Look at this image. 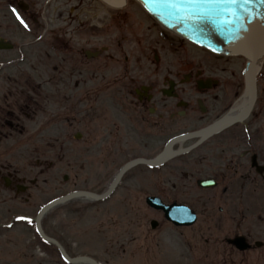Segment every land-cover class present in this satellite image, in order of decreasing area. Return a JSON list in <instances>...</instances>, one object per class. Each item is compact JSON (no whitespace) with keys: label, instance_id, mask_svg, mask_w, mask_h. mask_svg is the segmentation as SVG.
I'll return each mask as SVG.
<instances>
[{"label":"flooded vegetation","instance_id":"obj_1","mask_svg":"<svg viewBox=\"0 0 264 264\" xmlns=\"http://www.w3.org/2000/svg\"><path fill=\"white\" fill-rule=\"evenodd\" d=\"M124 9L0 0V264L114 259L118 244L125 254L148 239L152 222L176 228L149 198L197 217L200 207L208 223L235 228L226 243L243 236L249 252L262 244L241 229L262 219L264 60L251 104L244 58L148 35L135 26L151 18L136 22ZM70 153L75 177L91 186L70 189ZM159 158L127 171L102 200L50 208L40 221L48 239L37 232L46 206L76 191L103 196L128 164Z\"/></svg>","mask_w":264,"mask_h":264},{"label":"rangeland","instance_id":"obj_2","mask_svg":"<svg viewBox=\"0 0 264 264\" xmlns=\"http://www.w3.org/2000/svg\"><path fill=\"white\" fill-rule=\"evenodd\" d=\"M142 10V9H141ZM137 3L129 0L124 11L131 12L136 22H142L139 15H145L141 12ZM139 17V18H138ZM148 23V22H147ZM143 24V26H135L136 28H143L148 35L157 36L158 31L162 32L156 25ZM166 34V33H165ZM157 38V37H156ZM70 168L69 170V184L70 189H81L86 186H91V179L88 184L81 176L77 179L76 172L77 158L74 153L69 154ZM123 196H117V204ZM135 197L133 198V200ZM263 202V201H262ZM217 205L215 206L216 215ZM200 211L197 223L192 227L174 228L168 224L153 230L151 225H148V239L133 243L132 247L127 248V253L121 252V247L125 245H117V253L114 259L101 258V264H264V247L262 249H255L252 252L240 253L226 244L224 237L226 235L232 236L235 228L216 227V220L208 223L204 220L206 214L201 212L202 209L197 207ZM149 221L159 218L149 213ZM202 214V216H201ZM261 218L253 220L250 218L248 226L242 228L243 234L251 233L254 241H260L264 244V203H261ZM161 223V222H160ZM104 247V246H103ZM128 247V246H127ZM132 253V255H131ZM68 264L64 260L44 261L36 258L33 260L21 259L20 264ZM82 264V263H81Z\"/></svg>","mask_w":264,"mask_h":264},{"label":"water","instance_id":"obj_3","mask_svg":"<svg viewBox=\"0 0 264 264\" xmlns=\"http://www.w3.org/2000/svg\"><path fill=\"white\" fill-rule=\"evenodd\" d=\"M102 1L105 2V0ZM127 1L128 0H111V2L107 4L115 6L117 8H122L126 5ZM136 1L139 2L144 7V9L157 21V23H159L167 31L172 32L175 35L186 39L199 47L205 48L215 54L223 56L244 57L247 60L246 78L248 96L251 100V104H253V101L256 99V77L261 69V66L258 63L261 62L264 58V21H262L259 16H257V18L250 25L247 26V31L238 32L236 28L226 27L222 24H204L201 26L200 29V32L202 34L198 33L194 35L192 34L188 25L182 24L175 19H166L162 15L155 14V9L154 5L152 4V0ZM257 9L258 11L260 10L259 5L257 6ZM157 28L160 29L158 26ZM157 161L158 162L156 164L151 165H158L159 163L163 162V159L159 158ZM138 163L139 162H133L129 164L127 168L118 177L116 183L114 184L111 190H114L115 186L120 181L121 176L129 168L135 166ZM81 195H87L96 198L95 195L88 193H75L45 208L40 213L37 220L38 230L40 234L43 235V232L40 227V219L49 208L56 204L68 201L72 198ZM150 201L151 204H153L156 208H162L160 205H157L154 200ZM165 211L167 213L168 219L178 227H189L194 225L196 222V216L194 214H190L191 212H189L187 208L179 206H173L168 208L165 207ZM153 228H156L155 224ZM229 244L235 246L241 252L247 251L251 248V246L248 245L246 239L242 237H238L234 240L229 241ZM67 260L72 263L88 261L92 264H97L96 262L85 258L72 260L67 257Z\"/></svg>","mask_w":264,"mask_h":264},{"label":"snow or ice","instance_id":"obj_4","mask_svg":"<svg viewBox=\"0 0 264 264\" xmlns=\"http://www.w3.org/2000/svg\"><path fill=\"white\" fill-rule=\"evenodd\" d=\"M110 2L111 0H105V3ZM152 4L155 14L188 25L194 35L202 34L200 29L204 24H222L236 28L239 32L247 31V26L257 16L264 21V0H152ZM13 12L16 13V10L13 9ZM16 18L25 29L28 28V24L18 13ZM27 223L31 224L32 221L28 220Z\"/></svg>","mask_w":264,"mask_h":264}]
</instances>
